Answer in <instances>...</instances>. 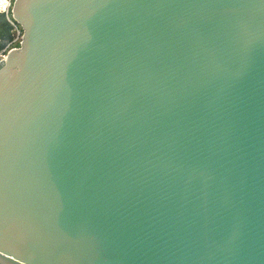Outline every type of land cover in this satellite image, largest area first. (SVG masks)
<instances>
[{"label":"water","instance_id":"water-1","mask_svg":"<svg viewBox=\"0 0 264 264\" xmlns=\"http://www.w3.org/2000/svg\"><path fill=\"white\" fill-rule=\"evenodd\" d=\"M0 264H264V0H13Z\"/></svg>","mask_w":264,"mask_h":264},{"label":"trees","instance_id":"trees-1","mask_svg":"<svg viewBox=\"0 0 264 264\" xmlns=\"http://www.w3.org/2000/svg\"><path fill=\"white\" fill-rule=\"evenodd\" d=\"M9 16L14 20L11 10ZM15 23L17 22L15 21ZM17 25L22 30L21 25L19 23H17ZM16 32V26L9 20L7 13L0 11V52H2L3 55L6 54L11 46L20 44V40L13 42Z\"/></svg>","mask_w":264,"mask_h":264},{"label":"built area","instance_id":"built-area-1","mask_svg":"<svg viewBox=\"0 0 264 264\" xmlns=\"http://www.w3.org/2000/svg\"><path fill=\"white\" fill-rule=\"evenodd\" d=\"M12 4H13V0H8V2H7L6 5L0 6V11L6 12L7 15H8L9 20H10V21L16 26V30H17V32H16V36H15V38H14V40H13V42H16V41H18V40H21L22 30L18 27L17 23H15V21L9 16V12H10V10H11ZM14 44H15V43H14ZM13 46H18V45H13ZM13 46H11V47H13ZM11 47H10V48H11ZM10 48H9V49H10ZM9 49H8V50H9ZM3 50H5V49H3ZM2 56H3V53L0 52V58H1Z\"/></svg>","mask_w":264,"mask_h":264},{"label":"bare ground","instance_id":"bare-ground-1","mask_svg":"<svg viewBox=\"0 0 264 264\" xmlns=\"http://www.w3.org/2000/svg\"><path fill=\"white\" fill-rule=\"evenodd\" d=\"M8 0H0V6L6 5Z\"/></svg>","mask_w":264,"mask_h":264}]
</instances>
